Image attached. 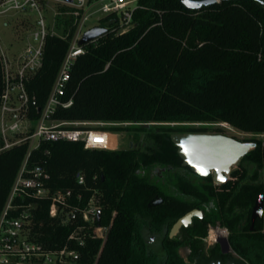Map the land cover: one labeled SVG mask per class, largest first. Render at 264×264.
<instances>
[{
  "label": "trees",
  "instance_id": "1",
  "mask_svg": "<svg viewBox=\"0 0 264 264\" xmlns=\"http://www.w3.org/2000/svg\"><path fill=\"white\" fill-rule=\"evenodd\" d=\"M137 5L123 34L115 32L116 14L98 21L106 33L85 45L63 98L72 105L55 114L64 122L130 124L109 130L135 132L132 146L86 150L81 142L43 143L32 153L31 165L44 166L52 190L72 191V204L80 194L84 207L97 192L101 215L95 224L108 232L104 243L88 240L80 248L83 264H206L217 255L216 248L205 247L209 226L226 228L231 249L248 264H264L262 221L250 230L252 207L264 195V139L242 141L256 147L220 187L211 176L183 168L170 140L173 133L207 134L206 125L215 124L264 135V5L255 0L198 10L179 0H138ZM67 48L68 40L46 41L43 66L27 83L39 107ZM3 88L0 62V97ZM24 152L25 146L0 151V214ZM156 168L163 169L162 179H152ZM158 199L159 205L148 207ZM48 207V200L39 201L32 234L60 248L72 227L50 218ZM193 209L204 218L169 237L173 224Z\"/></svg>",
  "mask_w": 264,
  "mask_h": 264
},
{
  "label": "built area",
  "instance_id": "2",
  "mask_svg": "<svg viewBox=\"0 0 264 264\" xmlns=\"http://www.w3.org/2000/svg\"><path fill=\"white\" fill-rule=\"evenodd\" d=\"M138 0H0V17L9 14H31L32 26L20 45L8 54L0 45L3 71V92L0 97V151L25 146V152L10 186L0 214V264H83L80 248L88 240L105 241L108 228L96 225L101 213L97 192L80 207V194L72 204V191L52 190L50 175L44 166L31 165L32 153L43 143L58 141L81 142L86 150H118L114 135L98 129L85 128L88 123L58 121L59 109L72 105L65 101V90L75 61L85 53L79 45L92 19L97 22L116 14L117 34L132 26V15ZM56 6L57 26L47 24L45 10ZM95 27V26H94ZM62 28V33L55 29ZM50 37L68 40V48L44 104L39 107L35 96L28 93L27 83L42 68L46 41ZM97 40V39H96ZM96 40L90 43H95ZM49 155L48 151L44 152ZM77 183L84 185L82 175ZM49 201L48 215L58 217L62 226L72 227L65 244L47 246L38 242L32 230L39 201Z\"/></svg>",
  "mask_w": 264,
  "mask_h": 264
},
{
  "label": "water",
  "instance_id": "3",
  "mask_svg": "<svg viewBox=\"0 0 264 264\" xmlns=\"http://www.w3.org/2000/svg\"><path fill=\"white\" fill-rule=\"evenodd\" d=\"M223 1L231 0H179L189 10H198L203 6H209ZM255 1L264 5V1L262 0ZM105 33V28L95 26L83 34L78 44L86 45L100 38ZM170 140L177 149L181 166L188 168L191 173L199 177L211 176L216 186L227 182L233 168H235L244 156L256 147L254 142H242L222 134L173 133L170 136ZM160 203L161 199L157 201L153 200L148 204V207L157 206ZM263 213L264 203L263 197L260 195L252 207L251 227L256 219L262 218ZM100 215L101 213L98 212L97 221H99ZM203 215V211L198 209L187 212L173 224L169 232V237H174L179 233L181 228L191 225L194 218H202ZM218 243L221 246V254L228 255L226 262L222 264H247L232 252L227 239L219 240Z\"/></svg>",
  "mask_w": 264,
  "mask_h": 264
},
{
  "label": "rangeland",
  "instance_id": "4",
  "mask_svg": "<svg viewBox=\"0 0 264 264\" xmlns=\"http://www.w3.org/2000/svg\"><path fill=\"white\" fill-rule=\"evenodd\" d=\"M76 1V0H74ZM57 12L56 6L52 9L47 8L45 10V15L47 19V24L54 28L57 26V17L54 16V12ZM32 17L31 14H9L5 17H0V45L3 51H6L8 54L15 52L14 50L20 45V39L26 36V33L30 31L32 26ZM98 24L95 19H92L91 22L88 24V27H94ZM58 33H62L63 29H55ZM13 51V52H12ZM188 126H195L198 127V124H184ZM111 126H119L121 128H128L130 124H120V125H110L104 123H88L85 128H92L98 129L103 132H107L111 135H114L119 143V149H127L132 146L133 136L136 134L133 131H127L126 129H122L120 131H111L109 128ZM208 128L207 134H222L228 137H233L239 141H250L252 139L263 140L264 135H252V134H245L242 133L226 124H215V125H206ZM236 168V167H235ZM233 168V170H235ZM163 169L156 168L152 173V179H162ZM153 179V180H154ZM211 229V228H210ZM209 229V230H210ZM213 229V228H212ZM224 230V229H221ZM228 236V235H227ZM106 239V238H105ZM104 243L103 240H101ZM207 248V244H205Z\"/></svg>",
  "mask_w": 264,
  "mask_h": 264
},
{
  "label": "flooded vegetation",
  "instance_id": "5",
  "mask_svg": "<svg viewBox=\"0 0 264 264\" xmlns=\"http://www.w3.org/2000/svg\"><path fill=\"white\" fill-rule=\"evenodd\" d=\"M212 179V178H211ZM229 181H231V174H230V178H229V180L227 181V182H229ZM213 182V181H212ZM227 182H225V183H227ZM225 183H223V184H225ZM222 184V185H223ZM213 185L214 186H216L214 183H213ZM222 185H220V186H222ZM220 186H216V187H220ZM260 196V195H259ZM258 196V197H259ZM262 197H263V203H264V195H261ZM257 200V199H256ZM251 212H252V210H251ZM203 214H204V212H203ZM204 218V215H203V217L202 218H196V219H203ZM195 219V218H194ZM256 220H259V221H262V223H263V227H264V213H263V215H262V218L261 219H256ZM255 220V221H256ZM255 221H254V223H255ZM250 222H251V216H250ZM254 223H253V225H254ZM211 228V229H210ZM212 228H213V230H221V229H224L223 231L226 233V237L224 238V239H227V241H228V237H229V231L226 229V228H223V227H220V226H209L208 227V229H207V236H206V238L204 239V243L205 244H207V248H206V250L208 251L209 249H211V248H216L217 249V255L214 257V258H211V257H209L208 259H210V261H209V263H215V264H222V263H225L226 262V260H227V258H228V255H226V254H221V246L219 245V243H218V241L219 240H216V241H214V242H212L211 240H210V236H209V234H210V231L212 230ZM210 229V230H209ZM253 229V226L251 227L250 226V230H252ZM228 235V236H227ZM220 240H223V239H220ZM229 243V242H228ZM230 246V245H229ZM206 247V246H205ZM231 248V247H230ZM232 250V249H231ZM232 252H233V250H232ZM235 253V252H234ZM236 254V253H235ZM237 255V254H236ZM238 256V255H237ZM239 257V256H238ZM241 258V257H240ZM242 259V258H241ZM243 260V259H242ZM245 261V260H244ZM246 262V261H245ZM247 263V262H246ZM248 264V263H247Z\"/></svg>",
  "mask_w": 264,
  "mask_h": 264
},
{
  "label": "bare ground",
  "instance_id": "6",
  "mask_svg": "<svg viewBox=\"0 0 264 264\" xmlns=\"http://www.w3.org/2000/svg\"><path fill=\"white\" fill-rule=\"evenodd\" d=\"M210 240L212 242L216 241V240H220V239H224L226 237V233L223 230H211L210 231Z\"/></svg>",
  "mask_w": 264,
  "mask_h": 264
}]
</instances>
